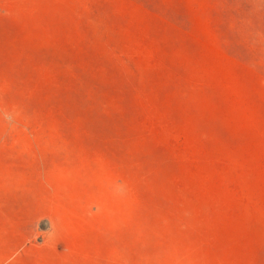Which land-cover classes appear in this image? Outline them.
Wrapping results in <instances>:
<instances>
[{
  "label": "rangeland",
  "instance_id": "obj_1",
  "mask_svg": "<svg viewBox=\"0 0 264 264\" xmlns=\"http://www.w3.org/2000/svg\"><path fill=\"white\" fill-rule=\"evenodd\" d=\"M0 264H264V0H0Z\"/></svg>",
  "mask_w": 264,
  "mask_h": 264
}]
</instances>
